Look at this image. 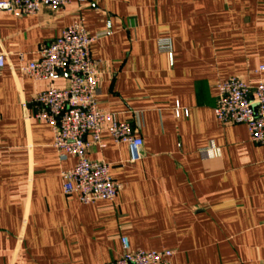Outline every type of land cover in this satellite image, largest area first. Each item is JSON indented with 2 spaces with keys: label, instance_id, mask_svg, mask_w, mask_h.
Segmentation results:
<instances>
[{
  "label": "crops",
  "instance_id": "0c3cea01",
  "mask_svg": "<svg viewBox=\"0 0 264 264\" xmlns=\"http://www.w3.org/2000/svg\"><path fill=\"white\" fill-rule=\"evenodd\" d=\"M78 14L95 37L98 108L142 142L134 162L107 130L104 148L87 149L119 185L112 201L91 204L64 195L61 172L75 160L58 158L50 126L34 118L31 99L66 79L19 70ZM0 54V264H106L122 237L132 251L172 252L170 264H264V145L213 114L219 83L264 84V0H72L3 12Z\"/></svg>",
  "mask_w": 264,
  "mask_h": 264
},
{
  "label": "built area",
  "instance_id": "2783aa9c",
  "mask_svg": "<svg viewBox=\"0 0 264 264\" xmlns=\"http://www.w3.org/2000/svg\"><path fill=\"white\" fill-rule=\"evenodd\" d=\"M72 0H0V13L14 16L36 14L41 8L62 10ZM79 3L85 0H75ZM110 26L106 24V32ZM95 37L84 28L78 14L60 35L39 50V59L19 68L20 72L35 81L51 82L58 76L66 79L65 87L50 86L36 94L34 118L47 123L53 133V148L60 160L72 158V168L61 172L64 195H75L81 204H91L98 200L112 201L118 193L119 185L109 176V166L94 162L86 157L91 146L104 148L100 134L107 130L115 144H125L129 161L139 159L141 139L127 122H119L113 114L98 108L96 93L100 82L97 62L89 55V47ZM162 52H169L168 40L157 43ZM4 67V56L0 54V72ZM264 71V66L259 67ZM217 101L213 109L216 120L221 124H241L246 127L249 140L256 145H264V84L255 87L245 85L236 77L229 78L217 86ZM178 116V111L176 112ZM187 116V111L183 110ZM121 255L106 264H170V251H132L128 240L120 238Z\"/></svg>",
  "mask_w": 264,
  "mask_h": 264
}]
</instances>
